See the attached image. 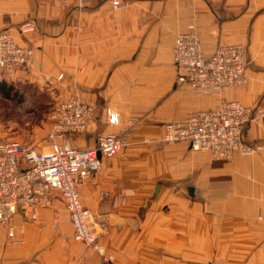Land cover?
Masks as SVG:
<instances>
[{"label":"crops","instance_id":"obj_1","mask_svg":"<svg viewBox=\"0 0 264 264\" xmlns=\"http://www.w3.org/2000/svg\"><path fill=\"white\" fill-rule=\"evenodd\" d=\"M74 5L0 0V30L34 48L30 70L0 69V81L93 105L87 130L70 137L74 147L130 129L129 144L80 187L104 252L64 236L72 226L56 199V228L53 208L35 222L16 215L19 245H6L0 225V264H264V116L246 127L250 155L214 159L162 140L165 124L222 99L264 108V0H127L116 10L97 0L71 12ZM188 30L199 34L206 57L222 43L246 45L247 83L204 93L178 85L173 46Z\"/></svg>","mask_w":264,"mask_h":264},{"label":"built area","instance_id":"obj_2","mask_svg":"<svg viewBox=\"0 0 264 264\" xmlns=\"http://www.w3.org/2000/svg\"><path fill=\"white\" fill-rule=\"evenodd\" d=\"M75 1L82 7L93 0ZM110 2L116 10L127 0ZM32 27L33 23L25 22L19 30ZM173 55L177 84L189 85L197 92H219L248 81L250 60L247 46L242 43H222L206 57L199 34L195 30L182 31L176 35ZM33 64L34 48L18 42L9 28L1 29L0 69L8 73L28 71ZM62 77L63 74L59 76ZM94 116L95 107L73 95L57 101L50 112L52 126L45 138L47 150L40 151L19 139L0 137V225L7 229L10 239L17 238L14 221L21 213L35 222L41 211L53 208L52 225L56 228L61 214L54 202L60 199L72 226L71 234L64 236L104 252L94 214L83 204L80 187L88 176L100 170L103 158H113L129 144L130 130L127 127L119 133L100 134L92 147L72 146L70 137L84 133ZM263 116L261 106L222 99L214 109L165 124L162 140L186 143L192 150L208 152L214 159H228L237 152L250 155L255 148L245 140L244 133L248 123Z\"/></svg>","mask_w":264,"mask_h":264},{"label":"rangeland","instance_id":"obj_3","mask_svg":"<svg viewBox=\"0 0 264 264\" xmlns=\"http://www.w3.org/2000/svg\"><path fill=\"white\" fill-rule=\"evenodd\" d=\"M73 1L75 5L72 7L71 12H80L97 0H93L82 7L78 6L75 0H69L67 3H62L58 0H42V3L52 2L54 6L55 4L66 6ZM62 78L58 77L59 80ZM15 89L13 97L8 99L4 97L0 98V137L19 139L35 146L40 151L47 150L45 138L52 126L50 112L57 101L65 100L70 96H57L54 98L47 89H41L36 84L30 82L16 85ZM63 209L69 221L64 206ZM60 214H62L61 209ZM17 240L21 239L16 238L12 240L7 234L6 245H19L21 242Z\"/></svg>","mask_w":264,"mask_h":264},{"label":"trees","instance_id":"obj_4","mask_svg":"<svg viewBox=\"0 0 264 264\" xmlns=\"http://www.w3.org/2000/svg\"><path fill=\"white\" fill-rule=\"evenodd\" d=\"M15 85L8 83L5 80L0 81V98H11L15 94Z\"/></svg>","mask_w":264,"mask_h":264}]
</instances>
